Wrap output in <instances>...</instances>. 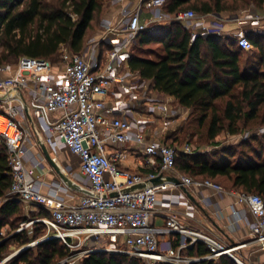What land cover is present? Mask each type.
Instances as JSON below:
<instances>
[{
	"label": "built area",
	"instance_id": "built-area-1",
	"mask_svg": "<svg viewBox=\"0 0 264 264\" xmlns=\"http://www.w3.org/2000/svg\"><path fill=\"white\" fill-rule=\"evenodd\" d=\"M113 1L120 4L124 0ZM164 3L165 0H136L134 7L122 5L119 18L102 25L101 32L81 54L62 45L57 64L21 57L13 65L0 67V139L8 152V196L48 211V217L22 223L15 233L34 223L44 225L46 233L39 241L56 240L68 253L59 264H74L76 256L85 258L95 252L123 254L145 264H194L221 256L234 258L232 251L236 248L188 229L175 212L167 216L163 229L151 225L159 193L174 186L167 177L177 178L185 187L224 191L211 181H193L175 171L177 150L160 140L159 134L170 130L181 114L180 108L173 109L172 97L154 92L151 81L141 79L126 63L136 37L160 24L181 23L191 29L193 40L220 34L217 26L193 11L166 14ZM145 11L151 16L148 22L143 19ZM248 19L255 29L253 33H262L264 17ZM235 37L241 50H252L244 32ZM102 45L107 48L101 50ZM26 115L41 127L48 151L56 152L61 144L79 159V176L84 185L78 187L85 194L76 201H63L56 193L39 190L34 176L38 162L25 168L27 130L22 118ZM153 124L157 128L154 131ZM182 151L195 153L190 146ZM128 156L134 157L144 172L125 168ZM159 176V183H149ZM229 193L238 206L246 208L248 217L243 219L249 234L264 249V198ZM166 200L171 205L180 201L170 195ZM159 235L176 236L177 245L161 244ZM197 243L206 245L205 256L184 254Z\"/></svg>",
	"mask_w": 264,
	"mask_h": 264
},
{
	"label": "trees",
	"instance_id": "trees-1",
	"mask_svg": "<svg viewBox=\"0 0 264 264\" xmlns=\"http://www.w3.org/2000/svg\"><path fill=\"white\" fill-rule=\"evenodd\" d=\"M243 1L165 0L162 9L168 15L187 10L199 15H220L236 12L249 3L260 9L264 6V0L238 4ZM104 2L0 0V67L16 63L21 57L52 62L62 45L81 54L94 37L91 33L94 18L101 13ZM246 37L252 45L251 55L238 47L236 37L212 33L193 40L183 24L170 23L158 33H140L126 63L141 79L151 81L154 92L174 98L178 106L189 110L190 124L204 129L207 140L214 141L221 133L236 136L264 127V36ZM151 44H156L157 48H148ZM105 48L101 46V50ZM7 157V147L1 143L0 262L11 244L21 248L46 233L40 223H34L30 230L15 233L20 224L41 217L22 218L19 200L8 196L11 176ZM175 171L193 180L220 179L226 182L227 191L264 198V133L210 154H184L177 150ZM42 215L48 217L46 212ZM5 226L12 232L2 236ZM207 253L206 245L201 243L185 251L190 257H203ZM67 254L58 241L51 240L20 252L4 264H59ZM81 264L145 263L123 254L95 252ZM194 264L237 263L228 256H221L215 261L201 260Z\"/></svg>",
	"mask_w": 264,
	"mask_h": 264
},
{
	"label": "crops",
	"instance_id": "crops-1",
	"mask_svg": "<svg viewBox=\"0 0 264 264\" xmlns=\"http://www.w3.org/2000/svg\"><path fill=\"white\" fill-rule=\"evenodd\" d=\"M126 4L134 7L136 2L134 0H124L114 7H109L103 14L102 25L116 21L119 18V14L122 10L121 8L123 7L122 5ZM202 16H205L204 18L208 23L217 26L220 34L232 35L235 37L240 32H244L247 36L253 34L255 31L249 21L245 22L239 17H226L224 14H207ZM164 27L165 25L160 24L153 29H149L148 32L155 34ZM260 28L262 33L259 35L264 36V22H262ZM99 33L100 31L95 36H98ZM247 53L251 55L252 51L250 50ZM22 121L25 123V128L30 134L29 138H27L24 143L25 148L28 150L27 156L24 159V165L25 168L30 169L35 162L39 163L38 169L34 172L39 190L44 194L56 193L57 197L63 201H76L80 195H82L80 188L78 187L79 190H70L59 183L58 176L44 159L40 146L44 144L45 135L39 124L35 120L31 121L28 115L25 116V119L22 118ZM48 152L61 171L69 177L75 185H84L82 178L79 176L80 161L76 156L72 155L66 148L62 147L61 144H59L56 152ZM123 166L131 171L144 172L138 168V161L132 156H128L125 159ZM76 168H78V172H75ZM186 189L189 196L183 193L182 189L174 183V186L159 193L157 197V212L151 220L153 228L159 230L163 229L167 216L175 212L180 223L188 229L206 233L217 238L227 247L236 248L232 251V255L242 264H264V249L250 236L243 219L247 217V211L244 207L236 204V198L230 194L229 191L216 192L206 187L195 186H188ZM169 195L175 198L178 197L180 200L179 203L169 204L166 200V197ZM19 202L21 204L19 214H21L20 216L22 218L29 219L33 216L35 218H42L43 212L48 213V211L41 206H28L21 201ZM233 210L239 214V217L234 214ZM30 229L31 228L27 230ZM1 232L9 234L12 230L8 226H5ZM158 239L161 244L169 243L173 247L177 245V237L173 235H159ZM24 247L19 249L21 250Z\"/></svg>",
	"mask_w": 264,
	"mask_h": 264
},
{
	"label": "rangeland",
	"instance_id": "rangeland-1",
	"mask_svg": "<svg viewBox=\"0 0 264 264\" xmlns=\"http://www.w3.org/2000/svg\"><path fill=\"white\" fill-rule=\"evenodd\" d=\"M134 1L136 2V0H134ZM244 1H246V0H244ZM244 1L240 2L238 4L243 5ZM228 2L232 3V0H228ZM115 5H117V3L114 2L113 0H105L101 13H99L94 18L93 31L91 32V33H93L92 36L95 37V35L99 31L101 32L102 23H103V20H102L103 14L108 10L109 7H114ZM244 7H242L241 9H239L238 11L233 12V13L232 12L231 13H224V15L226 17L227 16L239 17L245 22L249 21L248 17H254L256 15L264 17V6L260 9V8H257L254 4L249 3V4H245ZM143 19H145V22L150 21V19H151L150 14H148L145 11ZM188 30L191 32V29H188ZM228 36H232V35H228ZM148 48L155 49V48H157V45L151 44ZM58 61H59V53H58V57H56L54 60H52L51 63L57 64ZM8 64L13 65L15 63L11 62ZM171 106L173 109H177V110H178V108H180L181 114H180V116L177 117L176 121L172 124L170 130H168L166 133H160L159 136H160V140H162V139L165 140V142L167 144L175 147L177 150H183V148L185 146H190L191 149L194 150L195 153L210 154L216 150H219L221 147L231 146V145H234V144H236L242 140H246L253 135L261 136L264 133V127L255 128L252 130H247L246 132H242L236 136H229L225 132V133H221L214 141H208L206 138V134H205L204 129H198L196 127V124H194V123L190 124V120L188 119L189 113H190L189 110L178 106V104L175 101L173 102V104ZM24 125H25V123H24ZM25 127H26V125H25ZM155 129H157V128L153 124L152 130L154 131ZM29 135L30 134L27 131V138H29ZM1 143H4V142L0 139V144ZM75 172H78V168H76ZM182 176L188 177L189 179L193 180L192 177H190L188 175H182ZM193 181L200 182V180H193ZM212 182L220 185L222 188H224L223 189L224 191H227V190H225L226 189L225 186L227 184L223 180L218 179V180H215ZM245 210H246V208H245ZM246 216L248 217L247 213H246ZM3 234L7 235L6 233H3ZM39 240H40V238L39 239L37 238V240L35 242H37ZM34 246H32V247H34ZM19 250L20 249L18 248V246L16 244L15 245L11 244L7 250V254H6L5 258L10 257V259H12L14 256H16L17 254L20 253ZM17 252H19V253H17ZM83 259L84 258L81 256H76L74 259V264H81ZM72 261H73V259H72Z\"/></svg>",
	"mask_w": 264,
	"mask_h": 264
},
{
	"label": "water",
	"instance_id": "water-1",
	"mask_svg": "<svg viewBox=\"0 0 264 264\" xmlns=\"http://www.w3.org/2000/svg\"><path fill=\"white\" fill-rule=\"evenodd\" d=\"M254 34V33H253ZM41 150H42V153H43V156H44V159L46 160V162L48 163V165L54 170V172L56 173V175L58 176L59 178V183L63 184L64 186H66L67 188H69L70 190H79L78 186L75 185L71 179H69V177H67L62 171L61 169L59 168V166L56 164V162L54 161V159L51 157V155L49 154V152L47 151V148L45 147L44 144H42L41 146ZM169 180H171L172 182H174L176 184V186H179L183 193H185L187 196H189V193L186 189L185 186H183L181 184V182L177 179V178H171V177H167ZM161 179V176L151 180L149 183L150 184H157L159 183ZM83 194H85L84 191H81ZM41 242L40 241H37L35 242L34 244L32 245H28V246H25L23 249H21L19 252H22V251H25L29 248H31L32 246L34 245H37V244H40ZM17 252V253H19ZM16 253V254H17ZM234 261H236L238 264H242L241 262H239L238 260H236L235 258H232Z\"/></svg>",
	"mask_w": 264,
	"mask_h": 264
}]
</instances>
